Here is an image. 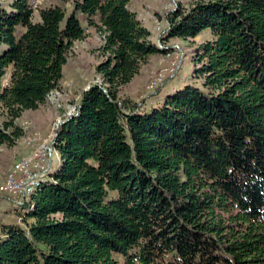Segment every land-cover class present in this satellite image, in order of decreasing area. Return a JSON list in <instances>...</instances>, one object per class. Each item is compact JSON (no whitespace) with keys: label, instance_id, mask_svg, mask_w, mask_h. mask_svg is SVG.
Here are the masks:
<instances>
[{"label":"trees","instance_id":"trees-1","mask_svg":"<svg viewBox=\"0 0 264 264\" xmlns=\"http://www.w3.org/2000/svg\"><path fill=\"white\" fill-rule=\"evenodd\" d=\"M32 5L0 0V144L87 26L102 34L100 81L59 121L24 224L0 223V264H264V0H178L158 40L191 41L200 83L150 105L119 96L167 51L129 0L38 6V19Z\"/></svg>","mask_w":264,"mask_h":264},{"label":"rangeland","instance_id":"rangeland-1","mask_svg":"<svg viewBox=\"0 0 264 264\" xmlns=\"http://www.w3.org/2000/svg\"><path fill=\"white\" fill-rule=\"evenodd\" d=\"M177 1L129 0V7L151 30L152 38L158 40L161 29L166 25L165 15L174 9ZM72 3L73 0H32L33 19L39 18L38 6L61 4L69 11ZM208 35V30L202 31L195 36V41ZM101 42L102 34L95 27L87 26L85 36L75 40L67 52L58 86L49 92L45 101L38 107L25 108L21 115L15 118L14 124L21 128V134L13 145L0 144V182L13 161L53 138L59 121L74 110L86 85L100 81L95 66L102 58L98 51ZM159 45L167 47V51L151 54L131 80L121 86L119 96L130 97L142 105H150L163 99L167 92L186 83H200L195 82L196 78L191 76L193 67L190 56L191 41L171 37L165 44L159 41ZM161 69L164 71L162 82L153 87L148 86L149 80ZM171 71H174L173 75ZM6 81L7 78L4 77L2 82ZM2 118L3 116L0 117V121ZM52 155L54 167L59 156L56 152ZM19 209L14 201L0 196V223L24 224L22 215L17 213Z\"/></svg>","mask_w":264,"mask_h":264},{"label":"built area","instance_id":"built-area-1","mask_svg":"<svg viewBox=\"0 0 264 264\" xmlns=\"http://www.w3.org/2000/svg\"><path fill=\"white\" fill-rule=\"evenodd\" d=\"M163 30L162 28L161 31ZM173 73L174 71H171L172 75ZM163 77L164 71L161 69L149 80L148 86L153 87L162 82ZM53 152L55 148L51 138L47 143L40 144L13 161L0 182V196L11 199L18 207L22 206L39 182L48 178Z\"/></svg>","mask_w":264,"mask_h":264},{"label":"water","instance_id":"water-1","mask_svg":"<svg viewBox=\"0 0 264 264\" xmlns=\"http://www.w3.org/2000/svg\"><path fill=\"white\" fill-rule=\"evenodd\" d=\"M93 83H94V82L87 84L86 87H85V89L88 88V87H89L91 84H93ZM56 127H57V126H56Z\"/></svg>","mask_w":264,"mask_h":264}]
</instances>
